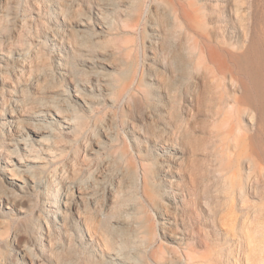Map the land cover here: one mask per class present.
<instances>
[{
    "label": "rangeland",
    "instance_id": "374dc122",
    "mask_svg": "<svg viewBox=\"0 0 264 264\" xmlns=\"http://www.w3.org/2000/svg\"><path fill=\"white\" fill-rule=\"evenodd\" d=\"M1 200L0 264H264V0H0Z\"/></svg>",
    "mask_w": 264,
    "mask_h": 264
},
{
    "label": "bare ground",
    "instance_id": "6f19581e",
    "mask_svg": "<svg viewBox=\"0 0 264 264\" xmlns=\"http://www.w3.org/2000/svg\"><path fill=\"white\" fill-rule=\"evenodd\" d=\"M127 1H129V0H127ZM81 25H86L87 26V24H83L82 22H81ZM96 25H97L98 28H100L101 31L103 30V27H105L104 24H101V26L98 25V24H96ZM101 31L93 32V35L94 36H98V35H100ZM49 40L52 41V40H54V38H49ZM52 44H54V43H52ZM248 63H249V61H248L246 56L244 58H242L241 61H239V64H240L241 68H243L244 70H247V71L250 70L249 67H248ZM252 79L254 80L253 77H252ZM95 88L98 89V86H95ZM54 110H55V113H52L51 111L45 109V110H40V111H38V112H36L34 114V116L37 117V119L44 120L43 122H40L39 124H37V126L31 128V132L33 133V135L42 137V139L39 141V143L41 145L42 144L43 145L47 144V142H45L46 140H49L51 142L53 141L52 138H48V137L44 138L43 137V135L45 133H48V132L51 133V132L54 131V127L50 123L45 122L48 118L58 119V117H59V120H63V123H61V125H59V127H61V129L70 128V127H73V125H74V120H72V117L71 118L70 117H66V118H61L60 119V115L61 114L58 112V111H60V109L59 108L57 110L53 109V111ZM248 119L252 120L253 116L249 117ZM17 133H19V135L21 136V139H22V140H19V141L21 143H24L25 146L27 144L31 143V142L27 141L26 138H24L25 131H24L23 128L20 129V127H19ZM13 146H15V145H13ZM32 150H37V149L32 147ZM41 152H43V150H41ZM45 153L50 155V152H46L45 151ZM92 153H93V151H92ZM36 155H37V158L33 159L32 161L39 162V163L40 162H42V163L46 162V160L43 157H41L39 152H37ZM42 168H43V166H34L33 167V166L28 165V163H25V164H22L21 167L12 168L11 170L13 172H11V170H7V173H17V175L22 176V179L18 178V177H14V176H11V179H13V182L15 180H21L26 185V186L24 185L23 187L27 188L28 190H33V189L37 188V186L39 185L40 181H39V176H38V170H40ZM3 173H4V170H3ZM80 189H81V187L78 186V188L76 190L77 194L75 195V198L77 200H82V196L83 195H82V192L80 191ZM0 203H2V200L0 201ZM70 203L71 202L67 201V199H65V197H63V199L61 200V204L63 206L69 205ZM51 205L54 206V204H51ZM33 249H34V247H33ZM35 250L33 251L32 248H30L28 246H23L19 251H17L21 260H22V258L24 259V257H28L29 260H30V263H27L25 261L24 262L21 261L22 264H36L37 263V261L39 259V255H41L38 252V250H39L38 241H36V243H35ZM116 259H118V258H116ZM120 263L121 264H127L124 261H120Z\"/></svg>",
    "mask_w": 264,
    "mask_h": 264
}]
</instances>
